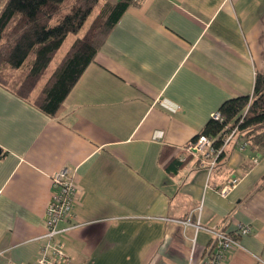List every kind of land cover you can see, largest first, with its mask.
<instances>
[{
	"label": "crops",
	"instance_id": "crops-1",
	"mask_svg": "<svg viewBox=\"0 0 264 264\" xmlns=\"http://www.w3.org/2000/svg\"><path fill=\"white\" fill-rule=\"evenodd\" d=\"M258 75L264 0H145L54 116L0 85V264L41 257L62 169L79 190L74 219L59 226L73 227L60 238L72 264H201L212 237L201 231L194 245L195 229L181 225L198 221L200 205L205 228H252L225 264H264V149L231 145L211 184L187 149L224 103L253 97Z\"/></svg>",
	"mask_w": 264,
	"mask_h": 264
},
{
	"label": "trees",
	"instance_id": "trees-1",
	"mask_svg": "<svg viewBox=\"0 0 264 264\" xmlns=\"http://www.w3.org/2000/svg\"><path fill=\"white\" fill-rule=\"evenodd\" d=\"M144 3L0 0V85L54 116L125 13ZM218 112L223 122L211 118L192 140L207 137L222 150L227 134L237 129L235 140L220 154L215 171L228 161L231 145L238 149V142H243L252 151L264 149V75L257 76L253 97L227 101ZM173 163L169 170L177 173L183 162L175 159Z\"/></svg>",
	"mask_w": 264,
	"mask_h": 264
},
{
	"label": "built area",
	"instance_id": "built-area-1",
	"mask_svg": "<svg viewBox=\"0 0 264 264\" xmlns=\"http://www.w3.org/2000/svg\"><path fill=\"white\" fill-rule=\"evenodd\" d=\"M162 105L166 108H170L172 111H176L171 104L164 100ZM215 121L223 122V118L219 112L212 116ZM237 129L232 130L227 134L224 147L222 150H217L213 146V141L207 137H201L195 142H191L187 149L189 152L194 153L200 160L201 166L208 169L209 174L215 171L218 165V158L225 148L235 140ZM164 137V133H157L156 140H161ZM247 144H242L241 150H245ZM54 185V193L49 202L46 214V228L47 233L45 238L47 242L42 247L41 257L30 264H72L71 259L63 252L65 244L60 242V238L68 234L73 227H67L60 229L59 226L64 223H69L74 219V203L76 196L79 194L78 188L73 182V175L68 169H62L54 174L52 177ZM211 184V182H210ZM236 181L230 180L220 191V195L227 197L235 188ZM196 211H198V223L193 224L191 219L181 222L185 226L194 227L196 235L192 239L195 245L197 241V235L200 230L208 232L213 240V246L201 264H225L227 254L234 248H238L239 238L249 236L252 233L250 226L243 224H237V230L234 233H228L225 230H218L216 228H203L200 224V217L203 211V205H200ZM186 230L184 231V233Z\"/></svg>",
	"mask_w": 264,
	"mask_h": 264
},
{
	"label": "rangeland",
	"instance_id": "rangeland-1",
	"mask_svg": "<svg viewBox=\"0 0 264 264\" xmlns=\"http://www.w3.org/2000/svg\"><path fill=\"white\" fill-rule=\"evenodd\" d=\"M242 144H243V142H241ZM214 173V172H213ZM213 173H211V174H209L210 175V182H211V180H212V175H213ZM73 175V174H72ZM74 182V181H73ZM237 185V184H236ZM221 191V190H220ZM77 197L78 196H76V199H77ZM76 199H75V201H76ZM74 205H75V203H74ZM198 219H199V216H198ZM192 222V221H191ZM194 225L195 224H197L198 223V221L196 222V223H194V222H192ZM201 224V223H200ZM182 225V227L184 228V231L186 230V229H188V228H185V226L183 225V224H181ZM202 226V225H201ZM203 227V226H202ZM192 228H194V227H192ZM203 228H205V227H203ZM208 229V228H207ZM201 231H203V230H200L199 232H201ZM203 232H206V231H203ZM207 234H209L208 232H206ZM199 234V233H198ZM210 235V234H209ZM211 236V235H210ZM65 248V247H64ZM63 252L66 254V252H65V249H63ZM67 255V254H66ZM68 256V255H67Z\"/></svg>",
	"mask_w": 264,
	"mask_h": 264
},
{
	"label": "water",
	"instance_id": "water-1",
	"mask_svg": "<svg viewBox=\"0 0 264 264\" xmlns=\"http://www.w3.org/2000/svg\"><path fill=\"white\" fill-rule=\"evenodd\" d=\"M1 154H2V150L0 149V156H1Z\"/></svg>",
	"mask_w": 264,
	"mask_h": 264
}]
</instances>
